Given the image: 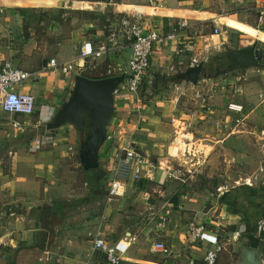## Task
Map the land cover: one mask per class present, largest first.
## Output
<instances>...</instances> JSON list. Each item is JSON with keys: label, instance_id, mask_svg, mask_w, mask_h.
<instances>
[{"label": "crops", "instance_id": "obj_1", "mask_svg": "<svg viewBox=\"0 0 264 264\" xmlns=\"http://www.w3.org/2000/svg\"><path fill=\"white\" fill-rule=\"evenodd\" d=\"M111 1H106L111 7L110 13H105L96 11L102 3L97 0H0V61L10 60L15 66L34 73L32 78L15 88L36 97V108L32 114L11 115L0 107V264H108L101 255L105 254V249L94 248L97 237L104 238L105 248L114 247L127 264H205L207 250L216 245L209 240H191L187 222L193 218L205 224L210 236L221 235L217 227L219 224L228 228L227 233L236 238L237 231L229 226L237 222L229 213H223L226 208L219 214L218 221L213 218L216 204L211 195L195 191L193 199L189 201L188 195L183 194L179 198L162 189L158 206L148 207L150 226H144L154 239L151 250L158 256L153 258L142 240V227H137L140 219L138 211L132 208L131 211L126 210L130 205L125 208L131 194L129 189H138L136 181L128 183L123 195L111 198L119 203L111 207V200L109 208L93 229L89 230L87 224L72 222L71 216L89 202L85 196V188L88 189L86 180L83 181L84 188L78 186V182L81 183L79 174L84 167L77 147L81 145L84 135L73 124H65L54 130L47 127L70 96L75 81V76L53 73L47 67L52 57L62 61L79 55L82 50L106 49L104 56L98 59L101 65L108 61L128 62L131 57L129 42L119 39V45L112 46L108 33L117 16L136 7L143 10L152 28L163 35L172 34L155 46L150 67L152 75L166 72L169 76H179L191 67L190 58L198 57L195 40H207L206 34L202 30H194V26L218 27L221 33L212 32V36L227 33L224 32L225 27L243 33L244 44L237 48L264 41V19L259 21L255 8L256 15L245 11L224 15L217 7V2L223 0H155L152 4ZM220 4L222 8L226 6V3ZM30 10L31 14L38 12L43 13L45 18L48 15L54 18L46 23L39 18L38 26L31 27L27 38L22 28L26 13ZM180 48L184 49L181 53L178 52ZM163 67L166 71H161ZM114 100L115 111L118 108L123 110V116L124 111L136 110V117H143V100L142 107L137 109L139 104L135 103L132 93L120 91L114 94ZM115 119L113 115L108 127L115 138L105 143L109 148L105 164L100 158V166H106L111 159L112 169L117 161L115 154L120 143L119 130L127 132L128 128L132 130L134 126L133 123L126 124L122 118ZM133 133L135 142L148 152L150 144L142 141L137 129ZM163 174L164 171L157 168L154 181L165 182ZM78 187L85 192L78 191ZM138 190L140 196L148 198L142 189ZM81 199L87 202L64 210L63 216L46 209L58 200L75 203ZM175 199L179 202H173ZM207 202L209 206L206 208ZM164 215L169 217V222L162 229L157 226L156 220ZM124 216L131 221L124 220ZM186 216L190 219H186ZM246 228L245 225L242 227L244 230ZM253 232L249 241L237 240L232 251L236 252L241 243L256 245L261 252L264 251V243L255 227ZM161 240L171 247L169 255L154 250V243ZM219 240L221 243V238Z\"/></svg>", "mask_w": 264, "mask_h": 264}, {"label": "rangeland", "instance_id": "obj_2", "mask_svg": "<svg viewBox=\"0 0 264 264\" xmlns=\"http://www.w3.org/2000/svg\"><path fill=\"white\" fill-rule=\"evenodd\" d=\"M119 1L131 4L155 2V0H115L110 3ZM97 2H102L98 3L99 5L107 3L102 0ZM217 3L220 14L245 11L256 15L253 9L264 5V0L260 2L259 0H232L230 3L229 0H223ZM220 3H226V6L222 8ZM110 7L107 3L103 7L98 6L96 11L110 13ZM31 13V10L26 13V21L22 28L27 38L31 27L38 26L39 18L45 20V23L54 18L49 15L45 18L43 13ZM34 15L36 16L33 17ZM59 17H62L61 14ZM262 26L264 29V25ZM194 27V30H202L207 37V40L203 38L195 40L198 59L204 64L198 84L188 80L182 81L178 76L172 74L169 76L166 72L152 75L149 68L141 86L143 117H136V110L124 111V116L123 110L119 108L114 112L116 119L122 118L128 125L133 123L132 130H129L127 126V133L129 132L133 139V132L137 129L142 135V141L150 144L151 148L148 152L142 145L139 144V146L152 161L156 159L160 171L166 170L167 165L172 168L171 175L164 172L165 182L154 180L145 182L146 188L143 191L148 198L140 196V191L135 187L130 188L129 194H131L125 208L130 205L126 210L138 211L140 219L137 227H142L144 231L140 230L142 240L147 251L154 258L158 256L151 250L154 239L144 226H150L149 215L151 214L148 207L158 206L157 200L161 199V190L167 189L170 195L179 198L183 194L188 195L189 201L193 199L195 191L211 195L216 204L213 218L218 221L219 214L226 208L223 213H229L228 215L237 222L236 225L229 226L231 230L237 231L236 238L227 233L228 228L225 229L217 224L221 231V244L225 245L222 246L225 248L218 253L216 264H230L237 260L240 254L239 247L236 248V252L232 251L234 243L249 241L250 236L255 233L253 231L257 220L264 215V41L257 42V47L263 50V57L259 64L240 68L234 64L229 52L236 49L238 45L244 44L243 33L225 27L224 32L227 33L212 36L215 33L214 26ZM161 71H166V68L163 67ZM229 101H238L244 105L243 117L237 124L233 118L239 114L230 113L227 110ZM228 113L233 118L227 121L228 126H225ZM186 122L192 124L186 127ZM79 147L78 144L77 148L80 149ZM108 151L109 148L105 144L100 156L103 164ZM108 163L100 168L107 171L109 175L113 161L109 159ZM78 179L81 182H78V186L81 185L84 188L85 171H81ZM77 190L81 192L86 190V197L92 195L89 188L84 190L78 187ZM104 192H106L105 196L90 200L80 207L71 216L72 222L87 224L89 230L93 229L109 208L108 203L112 200L111 198L117 196L110 194L108 179L104 183ZM173 202L176 203L179 200L175 199ZM116 203L119 202L112 200L111 207L116 206ZM207 204L208 202L206 208L209 206ZM188 218L190 219L186 216V219ZM124 220L131 221L125 216ZM159 220L160 218L156 222ZM244 225L247 227L245 230L242 229ZM101 255L107 262L106 255L104 253Z\"/></svg>", "mask_w": 264, "mask_h": 264}, {"label": "built area", "instance_id": "obj_3", "mask_svg": "<svg viewBox=\"0 0 264 264\" xmlns=\"http://www.w3.org/2000/svg\"><path fill=\"white\" fill-rule=\"evenodd\" d=\"M258 12L259 21L264 19V5L255 7ZM215 33H221L219 28H215ZM172 34H161L155 28H152L146 19V15L140 10L133 9L125 11L109 28L108 40L112 46H118L119 39L127 40L131 47V57L126 63H113L108 61L107 64H102L98 61L104 56L106 49H96L93 51L82 50L79 55L70 59L59 61L52 57L47 67L53 73H65L73 76L85 75L92 78H107L124 75V80L119 84L115 93L120 91H128L135 97V103L139 104L137 109H140L142 103L141 86L145 73L151 67V59L158 42L166 37H171ZM184 49H178V52H183ZM191 66H196L200 63L198 57L190 58ZM34 73L15 66L10 60L0 61V107L5 112L11 115H28L32 114L36 108L35 95L27 92L19 91L15 88L32 78ZM179 88V87H177ZM238 91V90H236ZM228 111L239 114L233 118L228 113L226 116L225 126L231 118L237 123L241 122L244 113V105L238 101L228 102ZM192 123L186 122L188 127ZM220 125V124H219ZM120 143L116 151V165L111 170L109 176L110 194L123 195L126 192V187L129 182H135L140 179L155 180L157 164L152 161L150 156L142 151L140 146L135 142L130 133L123 129L119 130ZM115 138L114 132L108 131L107 141H113ZM168 175H171L172 168L167 165V169L163 170ZM169 222V217L164 215L160 217L157 226L166 228ZM187 232L192 241L213 242L216 246L213 249L207 250L204 261L205 264H216L218 253L222 250L220 243V235L210 236L203 222L196 218L187 222ZM256 232L258 237L264 243V217L260 218L256 223ZM237 236V235H236ZM106 241L104 238L97 237L94 242L95 249H105L106 260L108 264H127L123 256H121L114 247L105 248ZM154 250L166 255L172 251L171 247L164 241L154 243Z\"/></svg>", "mask_w": 264, "mask_h": 264}, {"label": "water", "instance_id": "obj_4", "mask_svg": "<svg viewBox=\"0 0 264 264\" xmlns=\"http://www.w3.org/2000/svg\"><path fill=\"white\" fill-rule=\"evenodd\" d=\"M229 56L237 67L248 68L259 64L263 50L257 47V43H253L231 50ZM203 66V63L191 66L178 78L198 84ZM123 80L124 75L107 78L77 75L70 96L47 124L51 130L73 124L84 135L79 157L86 170L100 167L101 150L107 141L108 127L115 112L114 94ZM239 250L238 260L232 264H264L258 246L242 244Z\"/></svg>", "mask_w": 264, "mask_h": 264}, {"label": "trees", "instance_id": "obj_5", "mask_svg": "<svg viewBox=\"0 0 264 264\" xmlns=\"http://www.w3.org/2000/svg\"><path fill=\"white\" fill-rule=\"evenodd\" d=\"M102 1H111V0H102ZM173 79H176V77H173ZM84 171L86 173V182H87L88 188L92 194L87 199H89L90 201V200H95V198L97 197L105 196L106 192H104V183L109 178L107 171H105L104 169L100 167L96 169H91V170L84 169ZM147 181L148 179H140L136 181V187L140 190L145 189L146 188L145 182ZM85 202H87L86 199H81L80 201L75 202V203L58 200L54 203V205L48 206L46 207V209L51 210V211L53 210L55 211V213L61 214L63 216L64 210H68V208H77L78 206H81Z\"/></svg>", "mask_w": 264, "mask_h": 264}, {"label": "bare ground", "instance_id": "obj_6", "mask_svg": "<svg viewBox=\"0 0 264 264\" xmlns=\"http://www.w3.org/2000/svg\"><path fill=\"white\" fill-rule=\"evenodd\" d=\"M104 5H105V4H103V5H101V6L103 7ZM133 9H137V10H140L141 12H143V10H142V9H139V8H129V9L126 10V11L133 10Z\"/></svg>", "mask_w": 264, "mask_h": 264}]
</instances>
